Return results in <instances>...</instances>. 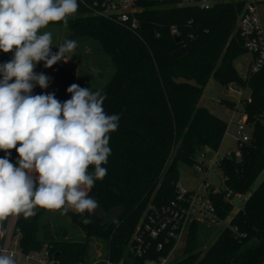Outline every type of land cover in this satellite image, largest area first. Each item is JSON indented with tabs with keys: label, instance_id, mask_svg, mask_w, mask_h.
Here are the masks:
<instances>
[{
	"label": "trees",
	"instance_id": "16d2710c",
	"mask_svg": "<svg viewBox=\"0 0 264 264\" xmlns=\"http://www.w3.org/2000/svg\"><path fill=\"white\" fill-rule=\"evenodd\" d=\"M92 2L78 0L67 27L76 36L96 41L114 69L105 84L91 89L106 95L107 114L120 116L118 129L109 133L111 154L102 165L107 174L88 190L107 216L69 209L65 215L76 229L70 236L67 225L47 218L53 210L37 208L29 218L21 214L17 219L21 251L25 255L47 251L52 264H143L169 256L177 237L170 235L173 222L162 227L161 221L178 209L172 203L180 202L179 165L204 163L198 155L217 151L229 126L199 105L213 78L225 87L234 83L250 89L251 100H242L253 132L240 145L241 156L233 151L217 161L228 188L210 191L209 197L226 219L234 209L227 193L248 196L206 250L201 248L203 223L191 221L183 255L168 264H264V179L252 190L264 170V65L256 73L248 69L243 77L234 63L248 52L238 30L247 0H222L210 8L182 5L179 0H138L136 27L98 14ZM12 55L0 52V64ZM77 56L88 65L90 53ZM10 152L15 163L18 154L15 149ZM89 171H94L93 165ZM150 229L158 230V235ZM94 238L105 241L100 260L91 259ZM138 247L142 255L136 253Z\"/></svg>",
	"mask_w": 264,
	"mask_h": 264
},
{
	"label": "clouds",
	"instance_id": "9594fccd",
	"mask_svg": "<svg viewBox=\"0 0 264 264\" xmlns=\"http://www.w3.org/2000/svg\"><path fill=\"white\" fill-rule=\"evenodd\" d=\"M78 7V0H0V52L13 54L0 64V150L5 152L0 219L29 218L37 208L62 214L98 208L88 190L107 174L102 165L111 154L109 133L118 129L120 116L104 111L101 90L76 83L68 86L71 96L63 102L55 93L33 94L36 86L46 89L50 83V77L34 71L37 64L67 63L77 48V41L69 39L53 52L52 33L40 30L50 22L66 27ZM12 149L19 157L15 163ZM0 264H16L14 255L0 250Z\"/></svg>",
	"mask_w": 264,
	"mask_h": 264
},
{
	"label": "rangeland",
	"instance_id": "374dc122",
	"mask_svg": "<svg viewBox=\"0 0 264 264\" xmlns=\"http://www.w3.org/2000/svg\"><path fill=\"white\" fill-rule=\"evenodd\" d=\"M258 10L261 17L262 27L264 29V0L258 2ZM50 30L52 31L53 39L56 40V46L63 44L65 40H75L77 41V48L74 50V54L90 53V57L87 59V66L85 58L81 60L75 55L70 59L69 63H62L61 61L56 64V90L54 93L59 101L63 102L70 99L71 94L67 93L66 89L73 83L79 84L81 87H89L92 89L96 85L102 86L109 80L114 69L109 62V58L99 52V45L96 41H93L90 38L76 36L67 26L65 27L64 24H56L50 27ZM45 31H47L46 28L40 30L41 33ZM56 51H58L57 47ZM251 57L252 54L247 52L238 56L234 61L239 74L243 77L247 75ZM249 95L250 89L248 88L241 89L240 91H231L217 80L213 78L210 79L205 87L199 105L207 107L212 113L227 120L229 126L217 151L209 152L207 155H198L199 161L203 160L204 165L209 167L207 172L204 173L198 171L196 166L192 167L183 163L179 165V180L180 185L183 188L193 192L200 191L205 195H209V192L213 188L219 191L227 190L228 187L224 181L223 173L219 168L217 161L233 151L238 152L240 150V142L235 133L238 127V122L244 113V104L241 99L247 98ZM222 100L226 101L222 102ZM230 102H235V106L230 105ZM244 132L251 137L253 127L251 125H246ZM4 155L5 152L0 150V158L4 157ZM263 179L264 170L256 179L252 190L257 188ZM247 196L248 194L242 193L230 194V200L234 206L231 215L223 222L212 226L210 225V227H207L206 223L202 224L200 229L202 249L206 250L217 237L218 233L225 227L226 223L230 221L231 217L243 208ZM117 212L118 210L113 211L114 214ZM91 214L97 217L107 216L99 207L91 212ZM47 218L50 220L55 219L62 225H67L70 230V236L76 231L68 216L62 214L58 210H53L47 215ZM188 228L189 224L182 231V234L171 253V260L180 258L183 255V248L187 241ZM105 249V241L100 238H94L91 242V259H102L105 254ZM43 254L44 251L37 252L35 257L39 258ZM23 257L26 258V256ZM24 258H22V255H16L15 260L25 264Z\"/></svg>",
	"mask_w": 264,
	"mask_h": 264
},
{
	"label": "built area",
	"instance_id": "2783aa9c",
	"mask_svg": "<svg viewBox=\"0 0 264 264\" xmlns=\"http://www.w3.org/2000/svg\"><path fill=\"white\" fill-rule=\"evenodd\" d=\"M179 1L182 5H197L201 8H210L222 0ZM137 2L138 0H93L92 3L98 14L115 16L124 22H129L133 27H136L138 25V18L135 15L138 10ZM238 30L244 39L245 48L253 56L249 64V71L251 73H256L264 65V29L261 23L257 0H247L242 13L239 15ZM227 89L231 91H240L242 88L237 84L231 83ZM244 99L250 101L251 97L249 95ZM246 118L247 116L243 113L235 133L238 136L240 145L250 139V136L244 132L245 126L247 125ZM236 154L237 156H241V151L239 150ZM195 166L198 171L207 172L204 163L199 162ZM230 194L231 191L226 195L227 201H231ZM178 200L180 202L172 203L174 206H177L178 209H174L173 215L168 214L166 219L161 221L162 227H165L168 221L173 222L174 229L170 231V235L177 237V241L185 227L193 220L206 223L207 225H216L225 220L220 217L217 207L212 202L209 195H205L200 191L193 192L180 186ZM182 202H184L185 205ZM179 215L182 216L181 219H178ZM17 219L18 216L16 215H9L4 219H0V250L13 254L14 259L16 255L26 256L27 259L33 258L37 252L25 255L19 247L22 231L17 225ZM229 223L230 221L226 223V226H228ZM147 228H149V226H147ZM232 228L234 231L238 230L236 226H232ZM150 231L153 236H157L159 233L156 229H150ZM240 235H244V233ZM136 253L142 255L143 252L141 247L137 248ZM39 258L46 264L53 263L47 251H44V254ZM170 261L171 254L159 260H148L143 264H168Z\"/></svg>",
	"mask_w": 264,
	"mask_h": 264
},
{
	"label": "crops",
	"instance_id": "0c3cea01",
	"mask_svg": "<svg viewBox=\"0 0 264 264\" xmlns=\"http://www.w3.org/2000/svg\"><path fill=\"white\" fill-rule=\"evenodd\" d=\"M54 25H56V24H48L45 27L46 30H47V32H52L50 30V27H52ZM52 51L53 52H56V40L55 39H53ZM70 55H71V58H72L74 55L76 56V53L75 54L74 53H71ZM252 58H253V56L251 57V60H252ZM69 61L67 63H69ZM62 63H64V62L62 61ZM249 64H250V62H249ZM34 71L37 72V73H41L42 72L45 75H47L48 77H50V83H49L48 88H46V89H41L39 86H36L33 89V94L54 93L55 90H56V65H53L51 68H45L43 66V62H40L39 64H37V66L35 67ZM214 190L215 191H218L216 189H214ZM207 227H210V225H207ZM22 258H24V257L22 256ZM24 260H25V264H46L45 262L41 261L40 258H36V257L29 258V259L24 258ZM18 263L22 264V262H18Z\"/></svg>",
	"mask_w": 264,
	"mask_h": 264
},
{
	"label": "water",
	"instance_id": "95a60500",
	"mask_svg": "<svg viewBox=\"0 0 264 264\" xmlns=\"http://www.w3.org/2000/svg\"><path fill=\"white\" fill-rule=\"evenodd\" d=\"M177 38H178V36H177ZM213 190H214V189H211V192H212ZM115 210H118V207L115 208V209H113V211H115ZM95 217H97V216H95Z\"/></svg>",
	"mask_w": 264,
	"mask_h": 264
}]
</instances>
